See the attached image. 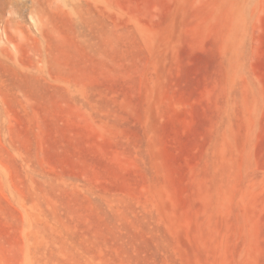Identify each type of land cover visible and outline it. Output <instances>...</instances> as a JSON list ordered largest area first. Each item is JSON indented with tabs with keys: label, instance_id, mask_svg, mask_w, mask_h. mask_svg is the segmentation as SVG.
<instances>
[{
	"label": "rangeland",
	"instance_id": "374dc122",
	"mask_svg": "<svg viewBox=\"0 0 264 264\" xmlns=\"http://www.w3.org/2000/svg\"><path fill=\"white\" fill-rule=\"evenodd\" d=\"M0 264H264V0L0 26Z\"/></svg>",
	"mask_w": 264,
	"mask_h": 264
},
{
	"label": "bare ground",
	"instance_id": "6f19581e",
	"mask_svg": "<svg viewBox=\"0 0 264 264\" xmlns=\"http://www.w3.org/2000/svg\"><path fill=\"white\" fill-rule=\"evenodd\" d=\"M41 4L42 0H0V26L4 29L14 26L16 17L25 11L33 16Z\"/></svg>",
	"mask_w": 264,
	"mask_h": 264
}]
</instances>
